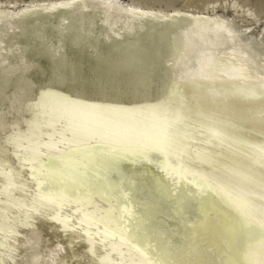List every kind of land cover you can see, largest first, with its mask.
<instances>
[{
	"label": "bare ground",
	"instance_id": "6f19581e",
	"mask_svg": "<svg viewBox=\"0 0 264 264\" xmlns=\"http://www.w3.org/2000/svg\"><path fill=\"white\" fill-rule=\"evenodd\" d=\"M125 206L158 260L264 264V0H0V260L148 264Z\"/></svg>",
	"mask_w": 264,
	"mask_h": 264
},
{
	"label": "snow or ice",
	"instance_id": "6c2138e0",
	"mask_svg": "<svg viewBox=\"0 0 264 264\" xmlns=\"http://www.w3.org/2000/svg\"><path fill=\"white\" fill-rule=\"evenodd\" d=\"M103 135V134H101ZM109 140H115L116 138L109 136ZM170 139L169 133L167 129L162 130L158 135L149 137L147 141L143 143H138L136 146V150L146 153L150 150H159L162 151L164 154L165 159L167 158V144ZM117 143H120V141H116ZM90 146L84 145L82 147H73L68 150V152L61 157L52 158L49 157V160L47 162H43L39 168L33 169V172L35 175L39 176L42 183L47 184L53 177L57 178L60 181H65L66 178L70 179L72 183L77 182V173L75 169L73 168L72 164L69 163L65 165V168L63 171L60 170V163L64 160L71 161V157L74 153L81 152V151H88ZM119 149L113 148L112 151H118ZM147 158V157H146ZM149 162H151L149 160ZM53 163L55 166H53ZM187 171V170H185ZM179 174V173H178ZM167 180H171V175L166 176ZM81 187H86L88 189L86 198L91 204V199L93 196H99L102 199H105L107 203L112 205V198L113 196L117 195L119 193L120 196H122L125 200L129 199V194L123 192V190H117L113 189L111 185L107 184H85V182L80 181ZM39 187V185H38ZM177 193H171L170 195H176ZM65 196V193H55V194H48L45 197H42L44 199H63ZM80 203L81 201H77ZM98 207V206H97ZM114 207V206H113ZM102 215L100 217H94L92 214L86 213V216H90L91 218L95 219L97 222H100L101 220L105 219L106 216H110L112 212V208L109 209H100ZM124 214L121 217V222L123 223L124 231L120 234L122 240H129L133 242L134 246L137 248L138 251L141 252L142 255L145 256V258L148 260V264H177L176 261L171 260H158L153 257L151 252L155 251V245L151 241V237L148 235L147 232H141L140 225L136 220L135 212L132 209L127 208L125 206L124 208ZM260 225L262 229H264V220L262 221H256ZM107 234L109 235H115V233H112L110 231H107ZM141 242L143 243V246H141ZM0 264H3V261L0 260Z\"/></svg>",
	"mask_w": 264,
	"mask_h": 264
},
{
	"label": "water",
	"instance_id": "95a60500",
	"mask_svg": "<svg viewBox=\"0 0 264 264\" xmlns=\"http://www.w3.org/2000/svg\"><path fill=\"white\" fill-rule=\"evenodd\" d=\"M114 146H117V143L115 142L114 143ZM116 241V239H115V236H114V238H113V241L112 242H115Z\"/></svg>",
	"mask_w": 264,
	"mask_h": 264
}]
</instances>
